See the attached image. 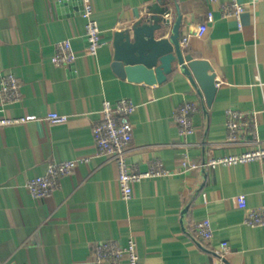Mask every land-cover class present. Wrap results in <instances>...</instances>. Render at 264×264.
Returning <instances> with one entry per match:
<instances>
[{
	"label": "crops",
	"instance_id": "obj_1",
	"mask_svg": "<svg viewBox=\"0 0 264 264\" xmlns=\"http://www.w3.org/2000/svg\"><path fill=\"white\" fill-rule=\"evenodd\" d=\"M226 1L93 0L103 37L94 57L86 51L81 0H0V85L13 73L22 92L19 103L3 106L0 98V117L30 119L0 127V263L95 264L96 242L133 237L141 264L218 263L222 242L229 247L223 264H264V226L247 225L236 201L244 194L248 207L264 204V159L183 169L187 158L202 165L256 147L252 135L248 143L225 142L228 109L255 111L264 145V0L254 7L239 0L247 4L240 28L222 15ZM164 7L166 38L177 23L179 39L208 27L182 48L212 65L217 91L211 105L180 70L149 84L122 78L111 67L115 34L140 20L154 22ZM66 39L77 58L56 66L55 46ZM120 97L136 105L129 163L146 171L161 162L171 171L135 183L130 201L122 199L116 162L98 151L93 135L102 101ZM185 102L198 107L195 132L180 136L174 113ZM49 112L69 119L51 123ZM82 157L88 161L61 177L49 197L33 198L26 189L49 163ZM206 218L214 237L203 242L193 227Z\"/></svg>",
	"mask_w": 264,
	"mask_h": 264
},
{
	"label": "built area",
	"instance_id": "obj_2",
	"mask_svg": "<svg viewBox=\"0 0 264 264\" xmlns=\"http://www.w3.org/2000/svg\"><path fill=\"white\" fill-rule=\"evenodd\" d=\"M83 4L82 15L86 19L85 39L87 43L86 51L90 56H97L100 46L103 44L102 31L98 20L95 18L93 0H81ZM219 0H209L214 3ZM260 0H249L253 7ZM246 3L239 0H227L221 4V13L225 17L232 16L241 27V16L246 9ZM209 19H214L213 12L208 13ZM207 25L198 26L194 34L185 35L180 39V44L186 47L192 35L201 37L207 31ZM77 56L71 39L61 40L55 46L52 62L56 66L69 65L75 62ZM0 98L2 105L19 103L22 99L21 83L19 78L8 73L1 79ZM136 109V105L129 97H120L116 101L105 98L100 107L99 119L93 125V135L100 153L116 162L118 167V184L122 199L130 201L133 197V185L146 178L165 176L171 171L163 166L161 162L153 163L146 171H141L129 163L128 157L133 150V123L131 116ZM198 110L194 102L180 104L174 113V119L178 126L180 136H188L195 132L193 120L194 113ZM256 112H242L228 109L226 111V127L228 130L226 143L244 144L247 135L254 138L252 143L256 147L243 151L241 154L225 156L222 158H211L209 161L199 165L190 159L183 162V169H195L199 166H216L217 164H236L264 159V145H259L257 136V126L255 121ZM46 119L51 123H66L69 119L67 114L49 112ZM29 117H0V127L19 124L29 121ZM87 157H82L70 161H54L47 165L46 170L36 177L28 179L26 189L33 198L44 199L52 195L60 185L61 177L74 171L81 162H87ZM237 204L246 210L245 223L251 227L264 226V204L258 207H248L247 198L244 194L237 196ZM194 233L203 242L211 241L214 237V230L209 219L198 220L194 223ZM229 247L225 242L220 244L218 263L223 264V259ZM93 261L95 264H141L137 249V243L133 237L122 243L116 239L102 240L96 242L93 248ZM3 264V263H0Z\"/></svg>",
	"mask_w": 264,
	"mask_h": 264
},
{
	"label": "water",
	"instance_id": "obj_3",
	"mask_svg": "<svg viewBox=\"0 0 264 264\" xmlns=\"http://www.w3.org/2000/svg\"><path fill=\"white\" fill-rule=\"evenodd\" d=\"M154 22L137 21L115 34L113 71L130 81L160 83L169 74L180 70L200 87L207 104L211 105L217 91L216 75L209 61L194 59L180 44L179 23L171 38L164 37L168 23V7L156 11Z\"/></svg>",
	"mask_w": 264,
	"mask_h": 264
}]
</instances>
